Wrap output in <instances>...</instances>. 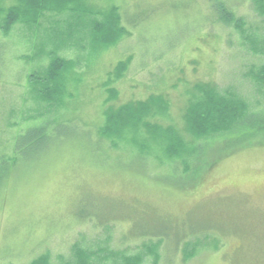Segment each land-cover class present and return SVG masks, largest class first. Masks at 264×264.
Masks as SVG:
<instances>
[{
	"label": "rangeland",
	"instance_id": "374dc122",
	"mask_svg": "<svg viewBox=\"0 0 264 264\" xmlns=\"http://www.w3.org/2000/svg\"><path fill=\"white\" fill-rule=\"evenodd\" d=\"M53 1L7 34L22 0H0V264H264V15L253 0ZM114 10L126 33L95 48L91 25ZM53 55L67 67L46 100L31 79ZM201 84L243 100L247 125L196 140L185 116ZM151 99L166 108L144 122L172 128L187 153L169 158L143 130L103 138L108 111ZM35 127L49 143L10 160ZM187 166L202 169L191 184Z\"/></svg>",
	"mask_w": 264,
	"mask_h": 264
},
{
	"label": "trees",
	"instance_id": "16d2710c",
	"mask_svg": "<svg viewBox=\"0 0 264 264\" xmlns=\"http://www.w3.org/2000/svg\"><path fill=\"white\" fill-rule=\"evenodd\" d=\"M54 2L55 1L52 2V0H22V5L20 7L9 10L3 28L4 31L8 34L12 27L21 21H35L38 17L36 14L49 9ZM78 2H80V0H61V3L66 4ZM253 3L256 9L264 15V0H253ZM225 18L229 19V17ZM91 26L90 36L95 48L114 45L126 33V30L121 25V18L116 10L108 14L102 22H93ZM66 67L67 64L64 60L53 55L46 75L39 80H36V77L31 79V82H33L31 85L32 91L34 88L35 90L39 89L40 86L43 88V98L52 100V92L60 93L61 75L66 70ZM258 75L264 82V67L261 71L259 70ZM51 82L54 83L55 87H51ZM196 92L198 96L194 95L185 116L187 130L196 140L207 139L219 135L220 137H225V135L230 136L239 125V128L243 125H247V122L241 123L243 121L242 117H244L243 115H245L244 113L247 109V105L243 100L231 95L221 94L218 91V87L212 84H201L197 86ZM161 104L166 108V104L163 100L151 99L149 103L130 104L122 107L118 111H108L105 114L106 126L101 131L103 138L105 137L112 140L114 145H118L115 139H117L118 142L125 140V142L130 143L128 131L134 129V131L139 130L138 132H141L143 130L144 132L147 131L152 137L150 139H152L154 143L158 141L163 143L162 148H164V150L162 151L169 158H176L181 153H187L189 151V146L185 144L172 128L164 130L144 122L146 120L145 118H147L152 111H158V109L162 110L160 108ZM261 123H263L262 120ZM53 130L57 132L56 126H54L51 131ZM51 131L48 132L45 130V127H35L25 132L26 135H19L14 149L15 153L10 160L15 162L18 155L23 153L24 149L28 153L29 148H31V150L27 154V157L32 156L38 149L49 143L47 139L52 137ZM25 139L26 141L22 142ZM153 142H151V148L152 145H154ZM244 143L245 139L238 140L235 144L231 145ZM231 145H228V147H231ZM34 149H36V151ZM32 151L35 152L32 154ZM191 169L192 167L190 168V166H187L185 176L188 178L187 184L197 181L202 171L198 166L197 169H195L196 171L192 174ZM33 264H45V262L39 261Z\"/></svg>",
	"mask_w": 264,
	"mask_h": 264
}]
</instances>
